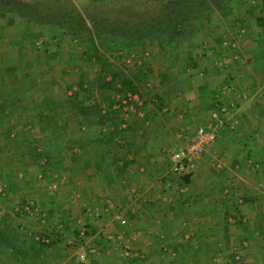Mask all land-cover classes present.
Returning <instances> with one entry per match:
<instances>
[{
  "label": "rangeland",
  "instance_id": "rangeland-1",
  "mask_svg": "<svg viewBox=\"0 0 264 264\" xmlns=\"http://www.w3.org/2000/svg\"><path fill=\"white\" fill-rule=\"evenodd\" d=\"M35 1L54 3L53 0ZM71 2L84 17L86 11L95 12L97 15L101 13L110 15L113 29L120 30L125 25L137 22L126 18L136 14L154 16L162 3L161 0H71ZM261 2L264 4V0H232L229 6L224 4L220 10L208 13V17L201 16L192 23L195 34L188 38L191 41L182 43L181 47L172 46V51L169 50L171 48L169 44L158 38L146 39L143 46L135 47H128L126 45L128 40L120 36L119 40L114 36L95 40L98 56L107 58L113 64L112 68L122 67L127 70L135 84L139 86L142 95V98L137 95L131 96V101L128 100L130 95L125 99L112 96L115 103L111 109L101 101L102 110H121L120 117L126 122L121 128L129 125L122 134H115V139L113 138L111 142H107L103 137L107 132L105 128L113 127L110 122H106L105 127L100 128L94 119L90 125H80L78 122L80 116L73 115L68 102L71 94L68 86L76 84L81 79L87 91L80 94L79 100L88 97V83L97 77L101 69L99 63L88 61L83 54L85 41L78 39L68 44L59 36L54 38L47 25L39 26L29 22L26 26L23 19V21L17 19L15 25L7 28L6 32L20 36V43L16 42L12 46L6 43L0 46L1 60L9 62L16 59L15 65L21 68L22 76L29 85L26 96L35 94L31 81L40 79L38 89L44 96L43 102H49L53 97L62 108L53 116L52 121L46 123L31 120L29 122L26 115L28 123L21 117L20 127L12 128L5 134L0 128V216L8 213L11 223L20 224L35 241L47 242L41 236L53 237L55 240L53 234L59 232L60 242L43 249L44 254L55 264H162V262L264 264V206H257L261 211H256L254 214H257V218L249 223L247 220L242 223L241 219L239 223L237 218L230 217V214L229 217L225 216L226 221H219L222 224L219 230L221 226L226 229V234L222 235V238L233 241L228 243L227 247H217L219 250L212 249L210 243L206 244L202 251L193 250L190 240L194 228L183 229L179 218L173 220L169 217L172 218L168 220L170 230H161L159 234L165 239L159 235H157L159 239L150 238L151 233L147 235L144 228H152L155 232V227L143 225L144 219H137L140 233L133 237L130 229L136 224L132 222L136 219L129 217V212L137 209L138 204L135 203L132 207L130 205L127 213L123 211L119 214L117 211L116 214L112 211L111 215L101 210L100 203L91 205L87 187L92 172L87 164L89 157L81 155L86 144H89L88 147L94 146L92 153L95 154H92V157L98 156L101 150L105 152V149H114L121 140L118 138L123 135L122 143H125L122 145L123 149H128V146L133 148L140 140L146 142L144 147L155 148L156 144H160L157 155L168 168V152L185 145L203 119H206L205 123L209 122L213 112V97L207 90L209 86L216 84L212 77L218 81L224 80L229 88L235 87L236 83H233L235 79L229 77L227 72H232L233 68L245 71L246 64L239 59L241 51L245 48L244 41L248 40L250 45L252 40L264 49V20L262 25L257 23L258 18L264 19V9L259 12L260 8L255 7ZM122 14H126V18L120 20ZM26 32L37 33L39 36L33 39L28 37ZM0 35V38L4 37L1 32ZM32 40H35L36 47L46 56H37L38 52L32 51L30 47ZM112 49L115 50L112 52L116 58L110 54ZM187 51L192 60L187 61L185 57L179 59ZM246 51L251 49L247 48ZM164 53L165 55L170 53L171 61L163 57ZM204 71L208 72L207 80L201 75ZM144 88L148 90L144 91ZM199 88H203L205 95L202 99L203 105L196 107L197 101L199 102L197 100ZM219 88L214 91L217 92ZM231 94L225 96L226 101L231 100ZM155 96H159L162 103L152 106L157 104ZM100 99V95L94 92L91 100L84 99L82 102L88 106L93 100L99 102ZM231 102L234 104L232 109L234 110L235 103L233 100ZM209 104L211 106H208ZM147 117L151 125H145ZM226 117H229V113ZM163 120L165 122L159 124ZM140 122L143 123V128H140ZM155 125L156 132L167 129L169 135L174 134L176 139L169 137L166 142L157 137L153 139L150 133ZM139 133L144 137H138L141 136ZM179 134L182 137H177ZM98 138L100 140H97ZM31 153L39 155L38 165L43 171L40 172L34 166L28 165ZM105 154L108 155L107 152ZM3 174L9 176L11 183L6 182ZM171 181L177 182L175 186L178 192L182 190L180 193H186L187 184L182 178L174 175ZM96 188L99 190V187ZM23 200L27 204L22 212L18 207ZM16 212L19 216L15 215ZM260 213L263 215H258ZM257 219L260 221V227L254 229L257 233L247 235V228H255ZM228 227L233 230L231 235L228 234ZM181 230H185L182 235ZM152 241L160 244L146 249L148 248L146 243ZM136 247L140 250L134 249ZM0 264H15L9 253L2 249Z\"/></svg>",
  "mask_w": 264,
  "mask_h": 264
},
{
  "label": "crops",
  "instance_id": "crops-1",
  "mask_svg": "<svg viewBox=\"0 0 264 264\" xmlns=\"http://www.w3.org/2000/svg\"><path fill=\"white\" fill-rule=\"evenodd\" d=\"M250 41L252 42L250 45L248 40L244 41L245 48L239 56V59L246 64L245 71L233 68L232 72L229 70L227 72L229 77L235 79L233 83H236V88L231 87L229 91V95L232 93L231 100L236 106L234 110L229 111L228 117L230 123L235 122L234 130L226 129V126L216 142L206 149L189 176L186 193L178 192L175 186L177 182L171 181L174 175L157 155L160 144H156L155 148L144 147L146 142L140 140L133 148L128 146V149H123L122 145L125 143H122L124 137L122 135L117 137L121 140L114 149H105V152L101 150L98 156L92 157V154H95L92 153L94 146L88 147L89 144H86L87 149L84 148L81 154L89 157L87 164L92 172L89 175L91 182H88L87 187L91 205L98 202L101 210L111 215L112 211L116 214L117 211L120 212L119 214L123 211L127 213L130 205L132 207L137 203V209L129 212V217L136 219L132 221L136 224L130 229L132 236L140 233L137 219H144L143 225H153L155 232L152 228L146 227H143L144 231L147 235L151 233L150 238L159 239L163 237L159 235L161 230H170L168 220L179 218L178 221H182L183 229L194 228L190 243L192 249L196 251H202L209 243L212 249L219 250L217 247H227L228 243L233 242L231 239L226 241L222 238V235L226 234L225 227L221 226L219 230V226L222 225L219 221H226L225 216L229 217L230 214V217H236L239 223L240 219L242 223L246 220L249 223L257 218V214L254 213L261 211L257 206H264V49L261 45ZM247 48L251 51H246ZM4 60L0 61V128L4 130V134L12 128L20 127L21 117L26 122V115L28 121L42 123L52 121L53 116L61 110V104L53 97H50L51 101L43 102L44 96L38 89L40 79L35 81L32 79L34 82L31 81V86L35 94L26 96L29 85L22 76L21 68L11 69L10 65H3L9 63ZM201 75L207 80V71ZM212 78L216 84L208 85L207 91L211 96L221 85L229 86L224 80L218 81L217 78ZM197 91L199 102L197 101L196 107H199L200 104L203 105L202 99L205 94L203 88ZM158 104L157 101V104L152 106ZM49 106L50 108H47ZM146 119L145 125H148L149 118ZM205 121L206 119H203L200 123L203 124ZM164 122L163 120L159 124ZM140 128H143L142 122ZM156 128L157 125L150 133L152 138L157 137L164 142L169 137L176 139L174 134L169 135L167 129L156 132ZM140 135L138 137H144ZM177 137L182 136L179 134ZM106 152L108 155L105 154ZM84 165L86 166V163ZM96 187H99V190ZM115 218L118 219L117 216ZM259 223L257 219L255 228H247V235L257 233L254 229L260 227ZM228 228V234L231 235L233 230L231 227ZM184 232L185 230L180 234ZM157 244L154 241L147 242L146 249L153 248ZM134 249L140 250L139 247Z\"/></svg>",
  "mask_w": 264,
  "mask_h": 264
},
{
  "label": "trees",
  "instance_id": "trees-1",
  "mask_svg": "<svg viewBox=\"0 0 264 264\" xmlns=\"http://www.w3.org/2000/svg\"><path fill=\"white\" fill-rule=\"evenodd\" d=\"M56 1L53 0L54 3H38L35 0H0V32L4 34V37L0 38V46L6 43L12 46L20 41V36L6 32L7 28L15 25L17 19L20 21L23 19L26 26H28L29 22H33L39 26L47 25L50 27L54 38L59 36L62 41L68 44H72L75 40L83 39L85 41L83 54L88 61L99 63L101 69L97 77L88 83V97L79 100L80 94L87 91L83 87L84 81L81 79L76 84L69 85L68 89L71 91V94L68 97V102L71 105L73 115L80 116L78 118L80 125H90L92 119L95 122L97 121L96 124L99 128L105 127L106 122H110V125H113L112 128H105L107 132L103 137L106 138L107 142L113 141L115 134H122L126 128H129V125L121 128L123 123L126 124L123 118L120 117L121 110H102L101 101L107 105L108 109H111L115 103V96H118V99H125L127 95H130V97L137 95L139 98H142V95L139 91V86L135 84L127 70H124L122 67L112 68L113 64L107 58L98 56V49L94 41L100 40L103 37L109 39L110 36L118 39V36H120L128 40V43L126 42L128 47H135L143 46L146 39L158 38L160 41L169 44L171 47L169 50L172 51V46L181 47L182 43L191 41L188 38H191L195 34L192 24L194 20L201 18V16L208 17V13L220 10L224 4L229 6L232 2V0H161L160 9L154 16H147V14H140L138 16L136 14L131 16V18H126V14H122L120 20L126 18L133 21L136 20L137 22L136 24L132 22L133 24L125 25L120 30L119 28L113 29L114 26L110 21V15H104L103 13H101L103 15H97L95 12L86 11V17H84L79 13V10L71 0ZM255 7L260 8L259 12H262L264 4L261 2L260 4H256ZM263 20L262 18H258L257 23L262 25ZM26 34L28 37H33V39L39 36L37 33L26 32ZM30 47L34 53L38 52L37 56L41 55L42 57V55H45L43 52H40L41 49L36 47L35 40L30 42ZM112 51L115 50L112 49L110 54L113 58H116ZM169 54L165 55L164 53L163 56L167 61H171L172 59ZM180 57L179 59L185 57L184 59H187V61L192 60L188 51ZM15 60H10L6 65H10L11 69L17 68ZM192 65L194 64L192 63ZM147 90L144 88V91ZM94 92L100 95V101L93 100L90 105L85 106L82 101H85L84 99L91 100ZM215 93V91L212 93L213 100ZM155 97L159 103L158 105H160L162 99L159 96ZM131 100L132 98H130ZM61 137L63 138V136ZM97 140H100V138ZM37 157H39L38 154L31 153L28 165L34 166L41 172L43 170L38 165ZM4 178L8 184L11 183L9 176L4 175ZM181 178L185 183L189 180V176ZM26 204L27 202L23 200L18 209L23 212ZM17 213L15 215L19 216ZM53 235H55V240L53 237L41 236L47 242L35 241L20 224L14 225L11 223L8 213H3L0 216V249L8 252L15 264H55L43 252V249H48L60 242V233L56 232Z\"/></svg>",
  "mask_w": 264,
  "mask_h": 264
},
{
  "label": "built area",
  "instance_id": "built-area-1",
  "mask_svg": "<svg viewBox=\"0 0 264 264\" xmlns=\"http://www.w3.org/2000/svg\"><path fill=\"white\" fill-rule=\"evenodd\" d=\"M229 91L228 86H221L214 95L213 112L209 122L197 126L185 145L175 151L168 152V168L173 175L179 178L190 176L195 170L198 160L206 149L216 142L222 130L226 126V129L234 130L235 122L230 123L226 117L234 107V104L226 101L225 98ZM130 98L129 96L128 100Z\"/></svg>",
  "mask_w": 264,
  "mask_h": 264
}]
</instances>
